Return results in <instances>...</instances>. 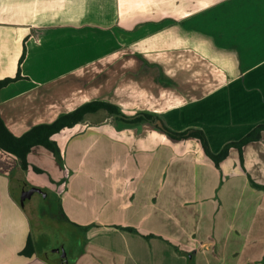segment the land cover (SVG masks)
<instances>
[{"label": "crops", "instance_id": "1", "mask_svg": "<svg viewBox=\"0 0 264 264\" xmlns=\"http://www.w3.org/2000/svg\"><path fill=\"white\" fill-rule=\"evenodd\" d=\"M8 77L15 79L0 87V112L15 135L87 101L127 105L118 97L129 102L143 89L159 99L157 112L171 128L204 129L218 153L264 123V0H0V79ZM93 114L52 136L62 160L37 144L25 169L0 146V264H209V240L219 239L215 230L198 238L201 195L236 176L245 187L247 180L264 187V131L242 150L231 147L218 166L196 137ZM28 186L63 198L72 241L43 251L33 237L36 252L22 253L31 235ZM181 200L195 201L189 213ZM150 217L202 222L171 234L147 227ZM34 220L44 227L41 217ZM227 225L224 232L234 233Z\"/></svg>", "mask_w": 264, "mask_h": 264}, {"label": "rangeland", "instance_id": "2", "mask_svg": "<svg viewBox=\"0 0 264 264\" xmlns=\"http://www.w3.org/2000/svg\"><path fill=\"white\" fill-rule=\"evenodd\" d=\"M136 88L137 87H135L133 91L136 92ZM154 97L155 94L152 91H150V94L148 95L147 92L143 91V89H140L139 97L134 96V100L128 102L125 101L122 97H118V100L122 103H127V105L124 104L120 107L122 111L129 116L134 115L140 111H149L160 116V114L157 112L156 104L158 103L159 99H157V97ZM147 98H149V106L146 107V109L141 110L143 107H140L138 105L145 104L146 100H148ZM130 105L137 106L129 107ZM110 115L111 114L107 110L100 109L96 111L95 114H93L90 118L91 120H98ZM162 118L165 122L164 117ZM112 120H114L115 122L114 117L112 118ZM157 122H159V119H156L153 122L145 121L139 124H127V126L128 128L134 127L133 129H135L136 127H138V125L145 126V124H148L150 129H162L159 127ZM167 125L169 126V124ZM122 127H124V125ZM230 179L231 181L228 183ZM230 179L224 181V183L220 180L219 186L215 188V190H213V195H209V191L211 189L210 186L209 191H206L201 195V197L204 198L205 202V222L199 228L198 238H206V234H210L212 230H215L214 235L217 239H219L218 242L217 240L214 241L217 246L214 245L212 240H209L211 241V246L209 248V264H264V213L263 217L261 216V214L258 216V218L256 217L258 212H264V201H262L263 199L261 198L262 194H264V187L253 183V181H251V184L250 180H247V182L250 184L249 186H243V176L231 177ZM65 182H67L66 176L63 177L61 181H59L58 185H60L61 189L63 185H65ZM222 183L223 192L220 193V196H218L217 190L218 188L221 189ZM63 188H65V186ZM185 194L186 193H181L179 196L184 198ZM23 196H26V198L28 196L26 211L30 216L29 225L31 228V235L35 238L39 249H43V251H45L47 246L50 244H54V246H56L60 243H67L74 239L73 236L75 233L68 226V224L64 222L60 213L61 201L63 200V198L61 200L60 197L58 198L56 195H53L46 188H42L41 190H39V188L37 189L36 186L26 187ZM237 197H240L242 200L239 204H237ZM209 200L215 201L214 205L211 206V201ZM181 202L183 203L178 206L181 208L182 213H189L188 206L192 205L195 201L181 200ZM83 206L85 212L89 211L93 215V207H88L86 204H83L82 207ZM105 210L108 212V214H110L109 206H107ZM238 212H245L247 216H243V218L240 220V218L237 216ZM209 213H214L212 219L209 218ZM34 216L41 217V220L44 222V227L42 229L35 225ZM103 217L104 216H101L100 218H98V220L92 222L93 226H99L104 219ZM112 221L113 219L110 218L107 223H111ZM228 221L229 224L235 228L234 233L230 235L224 232L225 228L229 226L227 225ZM201 222L202 220L198 218L187 220L184 217L177 219H166L165 223H161V221L150 217L146 221V226L149 228H163L166 232L176 234L172 231L176 230L183 233L182 224L184 223H187V225L189 226V229L187 231L189 232L193 229V226H197ZM240 223L241 225H243V227H246L244 232L242 230H239ZM114 226H116V224H114ZM117 227L123 229H128V227L133 228L131 224H119L117 225ZM191 236L192 234L187 233L184 236L180 237L181 240H187L188 237ZM145 237L160 238V236L154 234L153 232H149L145 235ZM209 238H212V236H210ZM215 248H217L218 251H216ZM244 255H246L245 259Z\"/></svg>", "mask_w": 264, "mask_h": 264}, {"label": "trees", "instance_id": "3", "mask_svg": "<svg viewBox=\"0 0 264 264\" xmlns=\"http://www.w3.org/2000/svg\"><path fill=\"white\" fill-rule=\"evenodd\" d=\"M21 77V74L16 76V78ZM15 78L8 77L5 79H0V87L6 85L11 80ZM100 109L107 110L110 114L114 115L117 119H122L127 124H139L145 121L153 122L156 119H159L160 122H157L159 127L166 131L173 138H188L196 137L198 138L202 146L209 157H211L215 163L219 166L220 162L225 159L230 152L231 147H238L242 150L243 146L251 141L258 140L262 137V131H264V123H259L254 129L248 132L244 137L239 140H234L227 142L220 152L216 153L212 150L209 139L206 132L202 128L197 127H188L184 130H176L168 126L163 118L158 114L149 111H140L134 115L125 114L121 107L113 102L107 100H91L87 101L79 107L59 115L54 121L48 123H40L33 126L31 129L26 131L22 135H15L7 126L5 120L3 119L0 112V146L17 155L21 159L23 168H28V154L31 151L32 147L37 144H42L52 151L55 152V155L58 158L62 156L60 149L56 141L52 136L59 132L61 129L67 126H72L80 121L85 119V116L88 113L96 112ZM60 213L62 218L68 219L64 213L63 207H60ZM133 229V228H132ZM36 252V244L32 235H29L27 244L22 250V253L27 255H32Z\"/></svg>", "mask_w": 264, "mask_h": 264}, {"label": "water", "instance_id": "4", "mask_svg": "<svg viewBox=\"0 0 264 264\" xmlns=\"http://www.w3.org/2000/svg\"><path fill=\"white\" fill-rule=\"evenodd\" d=\"M159 122H160V120H159Z\"/></svg>", "mask_w": 264, "mask_h": 264}]
</instances>
